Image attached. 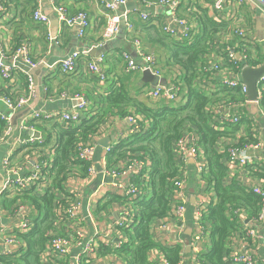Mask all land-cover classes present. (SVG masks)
Instances as JSON below:
<instances>
[{
    "label": "trees",
    "instance_id": "16d2710c",
    "mask_svg": "<svg viewBox=\"0 0 264 264\" xmlns=\"http://www.w3.org/2000/svg\"><path fill=\"white\" fill-rule=\"evenodd\" d=\"M201 24L203 27L192 42L170 40L162 35L156 25H149L150 28H157L163 38L173 46V61L183 70L181 80L184 82L182 88H185L184 103L177 106L147 105L131 97L122 84L113 85L104 97L108 106L102 111L84 115L79 122L69 126L58 124L55 130L56 145L50 157L52 167L43 168L39 179L28 189L0 195V203L6 212L13 210L19 202L33 207L32 227L23 233L14 232L21 244L12 254L0 256L2 263L53 264L47 262L44 253L59 221L58 209L67 206L72 196L67 189L68 179L77 174L86 175L89 166L87 161L75 157L74 147L78 142L87 143L94 136L108 131V119L112 114L125 116L129 114V108H134L132 113H136L140 118L138 131L111 147L107 164L118 168L117 162L132 158L144 159L148 163L140 174L133 176V181L140 191L136 199L131 201L125 197L127 202L131 203L133 216L129 226L120 228L128 235V239L123 241L119 248L102 244L101 254L106 255L113 249L122 255L126 264H161L159 257H151L152 250H158L170 264H180L184 255L183 246L156 241L153 227L158 222L172 217L174 206L177 204L174 181L180 175L181 166L175 145L185 136L187 129H191L195 132L198 147L205 156L201 178L205 181L206 190L213 192L212 200L206 202V210L202 214V222L209 231L212 247L209 251L198 254L195 263L243 264L235 262L231 256L233 238L240 233L243 240L252 244L253 239L245 227L250 222L255 224V227L262 224L258 220L261 198L252 186L230 176L227 149L229 146H240L257 139L249 127L247 135L236 137L240 125H227L210 106L228 100L241 101L245 96L239 89L223 87L213 71L211 61L219 60V56H223L221 66L229 65L226 55L214 52L217 48L213 33L220 30V23L205 15ZM142 26L146 29L144 24ZM134 32V36H138V29ZM122 33H129L127 27H122ZM260 46L254 50L258 51ZM223 48L219 46L218 49L222 52ZM237 51L246 50L241 46ZM246 52L249 56L253 55V49ZM212 53L217 57L210 61ZM259 54L264 55V52ZM256 60L249 59L248 64L256 65L259 63ZM205 77V81L211 80L216 86V91L211 94L203 87ZM6 95L12 94L7 90ZM242 122L248 125L247 119ZM5 127L6 123L0 119V134L4 132ZM51 136H46L47 143ZM42 154L41 152L40 155ZM246 168L253 171L254 178L264 182L263 164H248ZM109 194V201L121 198L112 192ZM104 207L105 204H97L96 213ZM247 220L249 223H246ZM60 233L64 234L61 231Z\"/></svg>",
    "mask_w": 264,
    "mask_h": 264
},
{
    "label": "built area",
    "instance_id": "2783aa9c",
    "mask_svg": "<svg viewBox=\"0 0 264 264\" xmlns=\"http://www.w3.org/2000/svg\"><path fill=\"white\" fill-rule=\"evenodd\" d=\"M44 0H36L37 5L33 10L32 17L40 25H48L50 18L43 9ZM52 1V0H51ZM135 1V9L132 11L127 9L124 10L122 14L120 11L123 7L127 5L128 2ZM211 4V9L214 12L220 13L226 10L227 0H209ZM241 2H246V0H240ZM96 2L102 6L104 10L103 15L105 17V26L103 28L102 37L100 42L97 44L98 47H103L110 41H113L122 29V21L125 22V27L129 33L135 31L134 24L131 19V12H135L140 20V22L147 25H155L153 22L155 20V13L150 11V7L162 4L166 7L167 12L162 22L158 23L157 27L162 35L166 36L170 40L186 41L192 42L195 36L200 33V28L195 29L190 20L183 15L179 14L178 10L183 2V0H96ZM55 11L59 17L60 23L66 26L78 25V35L83 37L90 27V17L86 11H80L75 15L69 14L68 9L63 5H58L52 1ZM3 2L0 0V9H3ZM263 24H264V10H263ZM169 17V18H168ZM214 19V18H213ZM201 25V22L200 24ZM157 26V25H156ZM233 32L228 40H222L218 35L224 30H219L213 33L215 47L217 48L214 52L224 54L227 57V62L229 65L221 66L223 56H215L213 53L210 55V61L217 57L219 60L211 61L213 66V71L216 73L218 80L221 85L226 88H236L239 89L241 94L245 96L244 100L241 101H231L220 102L218 104L210 105L213 112H215L220 119H223L227 125H240L239 132L236 137H241L247 135V127H249L250 132L255 136L257 140L245 143L240 146H229L227 151L229 154L228 166L231 171H237L239 168L246 167L248 164L258 163L259 165H264V140L263 135L260 130L259 121L264 122V76L258 81V98L252 101L248 98L247 92L248 88L243 82L241 77V70L245 65L259 66L264 59H260L256 56L255 50H253V55L249 56L246 52L248 49H253L254 46L251 44L257 41H261L257 36L250 35L249 26H233ZM247 31L249 32L247 34ZM55 39V37H53ZM226 38V37H225ZM227 39V38H226ZM262 42V41H261ZM135 44L137 47L140 46L139 38L135 39ZM219 46H223L222 52L219 51ZM244 47L245 52L237 51L239 47ZM91 47H85L82 49H76L70 53L67 57L60 60L59 65L63 71H73L76 65L82 57L90 56ZM141 57V62L136 61L130 53L127 51L123 52V58L126 61V72H144V70L150 69L152 73L156 76L158 82L156 83L154 89L149 92L150 98L157 101L162 98H166L173 102L172 106H177L186 101L184 93L181 92L182 83L178 82L175 86L166 87L160 83V78L162 76V70L157 68L152 64L153 55L146 54L143 50L137 51ZM11 62H8V52L0 47V72L3 79L8 81L10 84L14 82V76L16 72L20 69L17 64L19 60H22L25 65L30 69L39 67L42 64L41 60H36L31 55V47L27 42H22L15 51L10 55ZM259 61L258 64H248V60ZM104 60V54L97 56L94 60H90L87 63L88 69L94 74L100 76L102 79L106 77L105 72L101 68L100 62ZM240 66L242 67L240 69ZM207 71V69H205ZM26 79L28 82L27 93L22 94L18 97L14 95H0V102L3 104L4 109L0 108V119L6 123L4 132L0 134V143L5 140V138L12 133L13 130V117L17 115L23 108H25L32 97L35 95V85L34 76L30 70L24 71ZM183 79V75L181 77ZM206 77L203 79V87L208 89L209 94L216 91L215 84L209 80L205 81ZM219 91V90H218ZM71 100L76 101V104L72 106L69 111H47L45 109L35 111L30 117L25 118L21 124V130H24L23 135H19L12 143V148L8 154L2 160L3 174L2 176V187L0 190V195L2 193H8L14 190L23 191L28 189L30 186L36 183L45 167H52V154L54 152V147L56 142L50 144L46 142V136L41 134L40 131L36 130L35 122L38 120L45 119H55L59 122L57 124H65L66 126L75 124L82 119L85 109L88 106L87 99L82 94L70 95ZM250 103H255L260 108V113L258 115H253L246 110V106ZM129 119L131 122L139 127L138 115H130ZM243 119L248 120V125L243 124ZM106 131V130H105ZM31 132V133H30ZM97 136H94L89 142H78L74 147V153L76 158H80L89 163L88 170L86 172V177L89 180H93L96 176H101V181L97 188L92 192L89 198V209L88 215L92 213L95 203H99V198L97 196L98 191H96L99 186H101L107 178L111 180L108 182V187L110 192H115L123 197H128L131 201L136 199L137 195L140 193L139 188L133 181V176L140 174L147 161L144 159L132 158L128 159L126 164L121 168H113L108 166L106 157L103 158L105 165L102 166L100 171L97 170L93 163V155L98 147ZM121 138H126L122 136ZM176 153L177 159L180 162V175L175 179V199L177 201L176 206H174L172 212V218L174 217L181 227H185V215H186V198L185 190L187 187V175L186 166L189 157H192L196 161V167L201 173L205 167V156L201 149L198 147V139H196L192 144L185 143V136L180 138L176 142ZM112 146L105 148L106 152L111 151ZM50 148V149H49ZM44 149H48V154H44ZM23 151L26 163L30 164V173L22 174V167L13 164V157L17 151ZM43 153L40 155V153ZM45 158H42V157ZM46 156H49L48 158ZM81 176V174L73 175L68 179L67 186L68 191L72 194L70 201L67 206L60 207L58 209L59 221L56 225V230L52 232V239L46 248L44 256L46 260L51 262H56V260L65 263L73 264H92L95 261L96 255L98 254L96 245L99 240L94 239V237L88 238L86 232L89 230L86 223H81L82 219V198L81 191L75 189L76 181ZM252 182V181H251ZM245 182L246 184L252 186L254 191L261 198V209L258 214L259 222L264 221V182L251 183ZM253 184V185H252ZM130 205L131 203L128 202ZM33 209V208H32ZM28 206L25 203L19 202L14 207L11 212L12 216L21 215V221L19 224L14 226H9L3 222V217H5L6 210L2 207L0 203V256H6L12 254L18 249L21 244L20 239L14 233L15 231L26 232L28 231L33 223L32 217L28 213ZM206 210V203H200L194 215L195 221V231L193 234V245L201 244L208 234L206 226L202 222V214ZM133 210L125 211L121 214V219L119 220V225L121 227L129 226L130 221H132ZM84 221V220H83ZM63 232L64 234L60 233ZM253 234V232H252ZM116 247H120V244H116ZM235 262L243 264H258V258L252 252H245L241 254L231 255ZM161 264H170L162 254L159 255ZM1 262V261H0ZM264 263V260L262 261ZM183 262L181 261L180 264ZM1 264H6L2 263ZM93 264H103L99 261Z\"/></svg>",
    "mask_w": 264,
    "mask_h": 264
},
{
    "label": "crops",
    "instance_id": "0c3cea01",
    "mask_svg": "<svg viewBox=\"0 0 264 264\" xmlns=\"http://www.w3.org/2000/svg\"><path fill=\"white\" fill-rule=\"evenodd\" d=\"M58 5L65 6L69 14L75 15L80 11H86L90 17V27L87 29L85 35L80 37L78 35V25L66 26L60 23L59 29L55 39L51 35L50 22L48 25H40L36 22L32 13L37 5L36 0H2L3 9H0V47L4 48L8 52V62H11V53L15 51L16 47L22 42H27L31 47V55L36 60H41L42 64L34 69L29 70L34 76L35 95L30 100L29 104L23 108L17 115L13 117V130L3 142L0 143V175L3 174L2 160L8 154L12 148V143L19 135L24 134V130H21V124L25 118L30 117L35 111L44 109L43 105L46 103H58L62 104V108L47 111H69L73 105L76 104L74 100L69 98L70 95L82 94L87 99L88 106L84 111V115L95 114L102 111L108 105L105 101V95L113 85L122 84L131 97L147 105H173V102L162 98L154 101L150 98L149 92L154 89L156 82L146 83L143 79V72H126V61L123 58V52L127 51L132 57L141 62V57L137 53L138 49L143 50L146 54L153 55L152 64L162 70V76L160 81H163V86L172 87L176 83H182L181 77L183 70L181 66L174 63L172 58L173 46L158 32L157 28H150L151 26L143 23L146 29L141 25V22L135 12H131V19L134 24V28L138 29V36H134L133 33L124 34L120 37H116L113 41H110L105 46H108V50L104 52V60L100 62L101 68L106 74V77L102 79L100 76L94 74L88 69L87 63L90 60H94L99 55H90L88 57H82L76 65L73 71H63L60 68L59 62L63 58L67 57L70 53L76 49H82L85 47L97 46L102 37L103 28L105 26V17L103 15L104 10L96 0H52ZM51 0L43 1L44 12L48 13L50 9H54ZM135 2V1H134ZM125 6L121 10H127ZM135 7L129 9L133 10ZM55 10V9H54ZM150 11L154 12L155 20L154 24L158 26L159 22H162L167 9L162 4H157L150 7ZM264 10V0H246L241 2L240 0H227L226 10L224 12H214L211 9L209 0H183L178 12L184 17L188 18L193 24L195 29H199L201 19L205 15L214 18L216 23H220V29L224 30L218 35L222 40H228L232 34L233 26H249L250 35L257 36L256 21L258 14H262ZM57 13V12H56ZM49 16V15H48ZM50 18V16H49ZM169 18V17H168ZM124 27V26H123ZM119 33V34H120ZM249 32L247 31V34ZM227 39H226V38ZM139 38L140 46L137 47L135 39ZM263 43V44H262ZM252 46H260L258 51H255L257 57L261 60L264 59V55L259 53L264 52V41H257L251 44ZM98 47V46H97ZM253 48V50H254ZM25 65V64H24ZM27 66V65H26ZM25 67H20L16 72L14 82L10 84L3 79L0 72V95H6L7 90L14 97H18L27 93L28 82L24 73ZM28 71V70H26ZM184 83H182L183 86ZM181 92H185V88H182ZM0 108L4 109L3 104L0 102ZM46 110V109H45ZM134 108H129V114L125 116L113 115L108 119V131H104L97 137L98 147L93 155V163L97 170L102 169L105 165L103 158L106 157L108 152L103 146L105 139H109V145L114 147L121 140L128 139L138 131V127L134 125L129 119L130 113L134 112ZM246 110L253 114L258 115L260 108L255 103H250L246 106ZM136 113H132V115ZM55 119H45L36 121L35 127L41 134L45 136L52 135L49 143L56 142V133L58 124ZM260 130L264 132V122H259ZM31 133V132H30ZM51 133V134H50ZM263 140H264V134ZM125 136L126 138H121ZM12 138V139H9ZM196 139V134L193 130L187 129L185 133V143L192 144ZM264 142V141H263ZM50 149V148H49ZM23 151L19 150L13 157V164L19 165L23 168L22 174H28L31 172L30 164L26 163ZM264 153V152H263ZM44 154H48V149H44ZM120 160L116 163L118 168H121L126 164ZM187 175V187L185 190L186 198V215H185V227L189 219L194 223V215L196 208L200 203L210 202L213 197V192L206 190L205 181L201 178V173L196 167V161L192 157H189L185 164ZM231 177L240 179L244 182L258 183L260 181L254 178L253 171H250L246 167L239 168L237 171H231ZM89 180L85 175L81 174L76 181V190L81 191L82 198V219L81 223H86L89 230L86 232L88 238L94 237L99 240L96 245L98 254L96 255L94 262H101L103 264H126L121 254L114 252L113 249L106 255H102V244L105 246L116 247V244H121L128 239V235L125 231L121 230L119 220L121 214L125 211L132 210V206L127 202L126 198L113 192V194L120 195L118 200H111L109 194L110 189L108 182L111 180L107 178L99 188L97 196L99 203H95L92 213L88 215L89 198L92 192H95L91 184L97 178ZM125 198V199H124ZM97 204L100 206L105 204L103 210L96 213ZM28 213L32 217L33 207L27 205ZM7 210L3 222L9 226L19 224L21 221V215H9L11 211ZM247 225V224H246ZM255 225V224H254ZM252 222L245 228L248 229L250 238L253 239L252 244L243 240L240 233L236 234L232 242V255L241 254L245 252H252L256 258H258V264H263L264 260V221L260 224V227L254 226ZM125 227V226H124ZM127 227V226H126ZM185 227H181L176 219L173 217L158 222L153 227V234L156 241L167 244L176 245L181 244L183 248L186 247V241L183 238ZM208 231V230H207ZM253 232V234H252ZM113 244V245H112ZM212 247L211 237L209 231L205 239L201 244H194L192 251L183 255L182 264H196L195 259L198 254L207 252ZM120 253V251H119ZM161 253L158 250H152L151 257L157 258ZM121 255V256H120ZM50 263V260H47ZM92 262V264L94 263ZM53 264H73L69 262L62 263L58 260ZM202 264V263H198Z\"/></svg>",
    "mask_w": 264,
    "mask_h": 264
},
{
    "label": "water",
    "instance_id": "95a60500",
    "mask_svg": "<svg viewBox=\"0 0 264 264\" xmlns=\"http://www.w3.org/2000/svg\"><path fill=\"white\" fill-rule=\"evenodd\" d=\"M135 2L130 1L127 3L126 7L128 9H131L135 7ZM124 10L120 11V14H122ZM50 16V31L52 37H55L57 35L58 29H59V17L56 13V11L52 8L49 10L47 13ZM125 25V22L122 21V26ZM256 30L258 32L259 38L261 41H264V24H263V15L258 14L257 21H256ZM122 33V29H121ZM121 33L118 35V37L121 36ZM124 33H122L123 35ZM108 50V46H103V47H97V46H92L90 54L91 55H101L104 52ZM17 64L20 67H25L26 70H29V67L24 65L22 60H19ZM143 79L146 83H153L156 82L157 78L156 76L152 73L150 69L144 70L143 72ZM264 76V60L259 66H251V65H245L242 70H241V77L243 82L246 84L248 88L247 96L250 100L255 101L258 98V87L257 83L258 81ZM161 84H163V81H160ZM76 102V101H75ZM44 109H49V110H54L57 108H62V104L58 103H46L43 105ZM15 125L16 123L13 122ZM12 139V138H9ZM103 146L108 147L109 146V139H105V142H103ZM2 155V153H0ZM100 171V169H98ZM2 176L0 175V190L2 187ZM101 181V176H98L94 182L91 184V187L93 190H95L98 186V184ZM246 223H249L247 220ZM193 234H194V223L189 219L187 226L185 227L184 235L183 238L186 241V247L184 248V252L188 253L192 251L193 247ZM1 264V262H0Z\"/></svg>",
    "mask_w": 264,
    "mask_h": 264
}]
</instances>
